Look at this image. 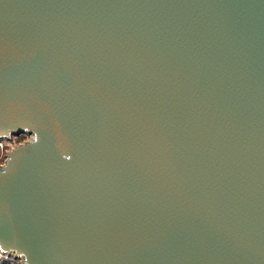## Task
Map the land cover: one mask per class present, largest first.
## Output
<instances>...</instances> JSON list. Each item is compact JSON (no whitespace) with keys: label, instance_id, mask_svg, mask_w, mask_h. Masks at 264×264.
<instances>
[{"label":"water","instance_id":"obj_1","mask_svg":"<svg viewBox=\"0 0 264 264\" xmlns=\"http://www.w3.org/2000/svg\"><path fill=\"white\" fill-rule=\"evenodd\" d=\"M0 252L22 264H264V0H0Z\"/></svg>","mask_w":264,"mask_h":264},{"label":"rangeland","instance_id":"obj_2","mask_svg":"<svg viewBox=\"0 0 264 264\" xmlns=\"http://www.w3.org/2000/svg\"><path fill=\"white\" fill-rule=\"evenodd\" d=\"M23 139L19 140V137L14 138L12 141H0V166L3 165L6 161V154L9 150L14 148L15 146L23 143L24 141H27L29 138V135H22ZM8 259H2V260H12L13 257L9 256Z\"/></svg>","mask_w":264,"mask_h":264},{"label":"built area","instance_id":"obj_3","mask_svg":"<svg viewBox=\"0 0 264 264\" xmlns=\"http://www.w3.org/2000/svg\"><path fill=\"white\" fill-rule=\"evenodd\" d=\"M32 136L31 135H29V138L27 139V141H30V140H32ZM24 142H26V141H24ZM23 142V143H24ZM22 144V143H21ZM7 257H9L8 255H4V254H2L1 252H0V259H8ZM13 257V259H12V261L15 263V264H22L21 263V261L19 260V259H16L14 256H12Z\"/></svg>","mask_w":264,"mask_h":264},{"label":"trees","instance_id":"obj_4","mask_svg":"<svg viewBox=\"0 0 264 264\" xmlns=\"http://www.w3.org/2000/svg\"><path fill=\"white\" fill-rule=\"evenodd\" d=\"M23 136L19 137V140H22ZM0 264H15L12 260H2L0 259Z\"/></svg>","mask_w":264,"mask_h":264},{"label":"bare ground","instance_id":"obj_5","mask_svg":"<svg viewBox=\"0 0 264 264\" xmlns=\"http://www.w3.org/2000/svg\"><path fill=\"white\" fill-rule=\"evenodd\" d=\"M1 141H8V140H1Z\"/></svg>","mask_w":264,"mask_h":264}]
</instances>
